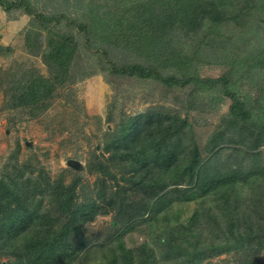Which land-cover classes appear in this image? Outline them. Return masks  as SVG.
I'll return each mask as SVG.
<instances>
[{
    "label": "rangeland",
    "instance_id": "rangeland-1",
    "mask_svg": "<svg viewBox=\"0 0 264 264\" xmlns=\"http://www.w3.org/2000/svg\"><path fill=\"white\" fill-rule=\"evenodd\" d=\"M1 1L16 6L5 10L0 5V47L4 48L0 51V181H24L31 208L53 221L59 212L47 187L76 180L73 208L87 203L99 208L79 230L86 244L85 264H97L95 259L103 250L117 249V242L127 250L147 244L156 264H175L179 258L190 261L200 250L205 257L200 256L199 264H239L242 253L232 249L226 252L217 247L213 252L219 254L210 253L209 244L219 243L220 236L215 241L208 231L218 234L217 227L218 231L226 228L227 207L222 204L221 212L215 201L199 199L187 175H183L180 189H175L170 179L167 186L146 187L147 192L129 189L121 179L123 171L111 161L112 153L105 146L111 145L121 122L147 112H167L187 121L188 145L195 146L205 173L220 174L238 166L247 169L257 158L264 164V139L256 145L252 142L257 133L264 138L260 128L264 125V0H247V4L242 0H209L233 19L221 23L220 18H214L217 25L214 27L213 21L212 27L207 26L213 32L205 40L180 36L181 27L165 35L170 46L187 57L188 76H195L187 84L181 83L183 87L164 83L169 74L178 75L174 69L157 71L151 56L121 47L123 34H148L150 10H164L166 1L173 0ZM38 15L45 18L40 20ZM111 27L115 31L110 38L104 33ZM59 41L72 50L66 81L42 111L30 116L27 107L16 108L20 94L15 82L35 75L50 79L53 72L43 55ZM136 65L152 66L157 73L150 75L153 79L120 74L125 67ZM236 102L239 105L233 113L231 106ZM241 111L249 116L242 117ZM71 160L79 164L78 169L69 165ZM98 166L110 176L100 173ZM121 188L128 189L122 197L114 198L112 194ZM237 196L244 200L245 189ZM162 198L173 203H160ZM119 201L123 210L115 206ZM140 201L158 203V215L152 217L145 210L142 218L137 217ZM255 204L253 200V208ZM194 212L200 220L187 227L186 218ZM248 212V219L257 218ZM62 215L60 221L54 219L51 230L67 220L68 214ZM67 238L71 244L76 241L72 231ZM170 239L182 248L166 259L157 248ZM254 251H258L257 264H264V235ZM79 258L66 264H84ZM13 260L9 252L0 254V264Z\"/></svg>",
    "mask_w": 264,
    "mask_h": 264
},
{
    "label": "trees",
    "instance_id": "trees-1",
    "mask_svg": "<svg viewBox=\"0 0 264 264\" xmlns=\"http://www.w3.org/2000/svg\"><path fill=\"white\" fill-rule=\"evenodd\" d=\"M246 1L242 0V3ZM165 4L167 8L158 12L149 9L150 29L148 34H123L121 47L142 56H151L152 63L158 67L157 71L174 69L178 75L169 74L170 76L164 79V83H169L170 87H183L181 83L187 84L194 80L195 76H188L186 73L189 70L186 64L187 57L182 56L176 48H172L164 38L165 35L169 31H174V28L181 27L180 36L205 40L209 37V33L213 32L207 26H211L214 18L216 20L220 18L218 22L223 23V20L229 22L233 17L228 16L226 10L222 11L223 8H218L217 4L211 3L209 0H173V2L166 1ZM165 4L162 6L165 7ZM0 5L6 10L13 4L0 0ZM142 11L145 10L142 9ZM28 12L34 14L35 11ZM136 15L143 20L140 14ZM42 17L45 18L44 15H38L37 18L41 20ZM215 25L217 23L214 21V27H216ZM204 27L207 28L203 32ZM114 31L115 28L111 27L104 35L111 38ZM67 47V44L59 41L52 48L53 50L43 55L44 62L49 65L53 72L52 75L55 74V76L51 75L50 79L37 75L25 76L15 82L17 83L16 90L20 94L16 108L27 107L28 115L35 116L47 106V100L52 97L57 87L62 86L66 81V72L72 55V50ZM151 69L152 66L136 65L132 68L125 67L120 74L152 78L150 75L157 72ZM213 82L215 81H212L211 84ZM195 84L198 85L196 81ZM238 105L237 102L232 104L233 113L236 112L234 107ZM240 115L242 117L249 116L242 111ZM187 126L185 118H180L178 114L147 112L121 122L120 129L111 140V145H106L105 149L112 153L111 161L117 162L123 171L121 179L128 183L129 189L136 188L147 192L146 187L153 188L160 183L167 186L168 179L175 189H180V181L183 175H187L189 177L188 184L193 182L200 194L199 199L206 201L208 198L215 201L213 203L220 205L221 212L222 204L229 209V213L226 215V228L218 231L217 227L218 234L213 229L208 231L214 235L215 241L217 235L220 236L219 243L209 244L212 247L210 253L219 254V252H213L217 247L225 248L226 252L232 249L234 252L242 253L239 264H257L258 251H254V247L261 246V239L264 235V164H260L259 158H257L255 164L247 169L238 166L236 169L220 174L212 172L207 174L200 166L201 159L195 146L189 147L188 145L187 138L191 136L188 134L189 132H186ZM260 128L264 129V125ZM261 136L257 133L252 141L253 145L264 139ZM98 169L103 175L110 176L102 166H98ZM20 179L21 177L18 181ZM16 181L17 179L14 178L10 184L0 181V254L9 252L14 257V260L7 264H66L73 263L78 257L85 264L86 244L82 240L79 230L88 218H92L97 213L99 208L94 203L84 204L78 209L73 208L77 194L76 180L68 185L57 182L55 185L47 187L51 191L49 197L53 200L52 203H56L55 209L59 212L57 216H54L55 221H60L63 212L68 214L67 220L57 230H51L54 219L49 221V216L44 213L38 214L34 207L31 208V198L24 191L25 182L16 183ZM128 188H121L120 192H115L112 196L120 198ZM240 189L246 191L244 200H240L237 196ZM252 199L256 203L254 208ZM159 201L168 203L167 205L173 203V200L169 201L165 198L159 199ZM140 203L142 208L138 209V212L136 211L137 217L142 218L145 210H149L152 217L158 215V203L149 204L144 201H140ZM116 204L114 205L118 209L123 210L120 208L123 205L122 201L116 202ZM249 206L250 209H248ZM249 210L257 215L256 219H248ZM186 219L187 227H193L200 220V216L194 212L191 217ZM200 228L199 233L202 230ZM169 229L171 232L170 226ZM69 231H72L76 237L74 244L68 241ZM170 240L172 241L168 244L163 246L161 244L157 248L164 258L167 257L166 259L173 257L176 248H182L174 243V239ZM116 246L117 249L103 250L100 257L95 259L98 261L97 264H156L152 249L145 243L135 250L125 249L120 242H117ZM165 248H170V251ZM199 253L200 255L196 254L190 261L179 258L175 264H199L205 257L201 250ZM200 256L203 257L200 258Z\"/></svg>",
    "mask_w": 264,
    "mask_h": 264
},
{
    "label": "water",
    "instance_id": "water-1",
    "mask_svg": "<svg viewBox=\"0 0 264 264\" xmlns=\"http://www.w3.org/2000/svg\"><path fill=\"white\" fill-rule=\"evenodd\" d=\"M4 48L0 47V51H2ZM69 165L72 166L73 168L78 169L79 168V164L75 161H69Z\"/></svg>",
    "mask_w": 264,
    "mask_h": 264
}]
</instances>
